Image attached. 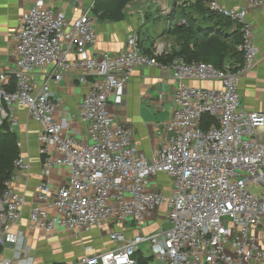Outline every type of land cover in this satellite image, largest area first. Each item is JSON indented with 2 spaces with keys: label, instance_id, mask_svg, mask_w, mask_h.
<instances>
[{
  "label": "built area",
  "instance_id": "obj_1",
  "mask_svg": "<svg viewBox=\"0 0 264 264\" xmlns=\"http://www.w3.org/2000/svg\"><path fill=\"white\" fill-rule=\"evenodd\" d=\"M240 1L243 5L231 7L220 0L205 2L209 10L241 25L244 63L223 67L181 56L161 61L173 53L168 41L156 39L149 52L137 31L128 34L120 52L95 56L89 48L98 33L89 10L71 21L47 0H34L23 14L14 65L0 70V124L7 121L14 130L19 125L16 108L23 105L42 126V178L34 189L32 226L45 235L65 228L75 237L107 228L109 240L117 243L85 255L79 264H137L135 255L143 244L164 264L264 263L257 233L264 225V142L256 138L264 112L244 108L239 92L241 72L258 61L248 12L264 10V0ZM49 66L52 73L38 82L36 74ZM148 66L171 70L175 79L174 112L170 119L154 122L158 147L152 155L134 144L133 129L109 109L111 95L115 106H126L133 72ZM67 73L90 84L78 106L87 128L85 141L65 134L54 115L59 102L52 82ZM189 80L217 81L220 87L194 86ZM14 164L0 191V244L17 242L9 229L19 223L28 202L13 182L31 164L21 154ZM56 166L69 170L65 184L57 187L49 178ZM160 174L166 184L157 181ZM162 206L165 227L130 236L115 228L133 221L143 229ZM0 264L12 261L0 258Z\"/></svg>",
  "mask_w": 264,
  "mask_h": 264
},
{
  "label": "crops",
  "instance_id": "obj_2",
  "mask_svg": "<svg viewBox=\"0 0 264 264\" xmlns=\"http://www.w3.org/2000/svg\"><path fill=\"white\" fill-rule=\"evenodd\" d=\"M220 1L228 7L243 5L240 0ZM47 2L53 9L61 10L71 21L88 10L91 12L98 38L96 43L90 46L89 52L95 56H101L104 52H120L125 48L127 36L132 31L139 32L146 49L151 52L154 39L164 34L169 22V19H161L160 16L153 14V11L146 13L144 21L141 12L136 8L138 1L131 4V7L134 6L136 9L126 10L124 7V16L118 20L100 17L94 9L96 0H47ZM33 4L34 0H0V70L14 65L15 35L21 29L23 14ZM154 18L156 21L152 20ZM196 19L199 22L202 17L197 15ZM247 19L253 25L259 52L256 65L241 72L239 92L244 108L264 112V10H249ZM159 20L163 22L155 25L159 23ZM234 28L235 23L231 25L229 31ZM160 38L165 39V37ZM170 51L172 52L171 48ZM53 69V66H49L42 72H38L35 76L36 80L38 82L47 80ZM187 83L199 87H220L219 82L210 80H189ZM174 86L175 79L171 70L163 72L160 67L148 66L137 68L133 72L127 84L126 106H115L114 95L110 96V112L116 120L133 129L134 144L147 155L154 154L158 147L154 122L168 120L173 115ZM89 89L90 84H81L72 73H67L59 82H52L54 97L59 102L54 115L64 124V133L73 135L79 141H85L88 138L86 125L79 118L78 106ZM16 112L19 125L12 131L17 134V141L21 142L20 154L30 162L31 169L20 171L19 178L13 182V186L25 195L28 202L19 223L9 229L11 233L18 236V240L0 244V258L10 259L12 264H79L85 255L117 246V243L109 240L107 228L84 232L77 237L65 228H60L54 233L59 236L54 237V234L45 235L32 226L30 210L36 201L34 189L42 178L43 159L38 142V134L42 126L30 118L25 106L19 105ZM256 138L264 142V126L258 128ZM68 173L69 170L65 166L54 167L49 177L53 186L65 184ZM157 179L161 183L166 182L164 174H160ZM162 208L163 216L159 217L160 210L153 214L143 228L145 231L139 229L133 221L115 228L130 236L140 231L149 233L165 227L167 219L165 207L162 206ZM52 211L55 212L54 209ZM3 227L4 224L0 220V232ZM257 233L264 245V225L257 228ZM146 247L150 249L147 245L136 253L137 264H164L157 256L147 252ZM140 258H147V261L140 263Z\"/></svg>",
  "mask_w": 264,
  "mask_h": 264
},
{
  "label": "trees",
  "instance_id": "obj_3",
  "mask_svg": "<svg viewBox=\"0 0 264 264\" xmlns=\"http://www.w3.org/2000/svg\"><path fill=\"white\" fill-rule=\"evenodd\" d=\"M133 1L96 0L94 9L102 18L118 20L124 16V7ZM205 2L206 0H196L192 5L195 12L202 17L199 22L196 16L185 8L174 12V19H177L178 23L172 29L177 30L187 39L181 46L179 54L166 55L160 58L161 61L170 60L173 56H181L187 61H204L217 67H223L229 62L233 65L244 63V54L239 49L242 42L241 25L220 13L209 10ZM233 23L235 28L229 31ZM17 139L16 133L0 125V191L4 187V181L12 175L15 160L20 155ZM146 259L140 258L139 261L144 263Z\"/></svg>",
  "mask_w": 264,
  "mask_h": 264
},
{
  "label": "rangeland",
  "instance_id": "obj_4",
  "mask_svg": "<svg viewBox=\"0 0 264 264\" xmlns=\"http://www.w3.org/2000/svg\"><path fill=\"white\" fill-rule=\"evenodd\" d=\"M134 1H138V4L136 6L137 9H139V11L141 12L142 16H143V20H146V13L153 11L155 15L160 16L161 19L167 18V20L169 19L168 25L164 31V34L155 38L154 40L160 38V37H165V39L168 41L170 48L172 50L173 53L175 54H179L180 49H181V45H184L186 39L185 37L180 34V32H178L175 29H172L173 27H176L178 21L177 19H174V12H178V10L180 11V8H185L186 11H191V14H194L195 16H197L198 14L195 12V10L193 9L192 5L194 4V2L196 0H134ZM133 1V2H134ZM133 2H130L128 4H132ZM128 4L125 6L126 10L128 9H132L135 8L134 6H130L128 7ZM135 8V9H136ZM174 19V20H173ZM153 21H156V19H152ZM172 22V26H171V21ZM162 20H159V23H156L155 25H158L160 23H162ZM229 30V29H228ZM6 129L9 128V123L7 121H4L2 124ZM10 130V129H9ZM164 184H166V182H163ZM162 207L159 213V217L161 218V216H163L162 214ZM168 222H165V226H167ZM155 226V225H154ZM153 227V226H152ZM142 231H145V229H143ZM55 236H59L58 234H54ZM74 242V241H73ZM148 244H143L142 248H144L145 246H147ZM146 251L147 252H151V250L146 247Z\"/></svg>",
  "mask_w": 264,
  "mask_h": 264
}]
</instances>
